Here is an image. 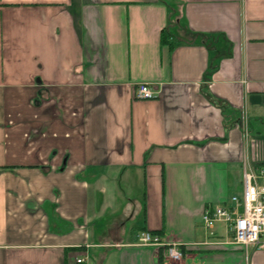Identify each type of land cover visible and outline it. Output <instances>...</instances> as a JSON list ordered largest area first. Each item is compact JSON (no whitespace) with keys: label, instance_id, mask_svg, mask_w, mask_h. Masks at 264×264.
Returning a JSON list of instances; mask_svg holds the SVG:
<instances>
[{"label":"crops","instance_id":"obj_1","mask_svg":"<svg viewBox=\"0 0 264 264\" xmlns=\"http://www.w3.org/2000/svg\"><path fill=\"white\" fill-rule=\"evenodd\" d=\"M261 169L264 0H0V264H264L202 223Z\"/></svg>","mask_w":264,"mask_h":264},{"label":"built area","instance_id":"obj_2","mask_svg":"<svg viewBox=\"0 0 264 264\" xmlns=\"http://www.w3.org/2000/svg\"><path fill=\"white\" fill-rule=\"evenodd\" d=\"M157 96L153 86L147 82L140 83L133 97L136 100H150ZM243 127L246 132L247 121L244 117ZM262 181H259V180ZM264 170L244 172L243 190L241 194H233L228 205L208 206L205 208L202 223L205 228L212 229L217 222H224L229 244L241 246L246 251H264ZM140 245H156L161 248L160 264L178 263L183 252L175 244L160 241L159 236L147 230L137 233ZM78 263L82 258H77Z\"/></svg>","mask_w":264,"mask_h":264},{"label":"trees","instance_id":"obj_3","mask_svg":"<svg viewBox=\"0 0 264 264\" xmlns=\"http://www.w3.org/2000/svg\"><path fill=\"white\" fill-rule=\"evenodd\" d=\"M171 36H172V32L169 30H165V28H164L161 32V41L164 43L168 42L170 40ZM151 233L157 234L155 232H151Z\"/></svg>","mask_w":264,"mask_h":264},{"label":"rangeland","instance_id":"obj_4","mask_svg":"<svg viewBox=\"0 0 264 264\" xmlns=\"http://www.w3.org/2000/svg\"><path fill=\"white\" fill-rule=\"evenodd\" d=\"M236 193H238V194H240V193H241V191H240V189H239V188H237V190H236Z\"/></svg>","mask_w":264,"mask_h":264}]
</instances>
